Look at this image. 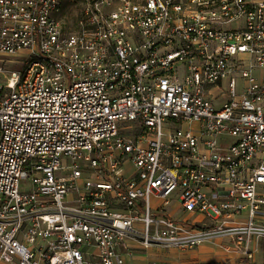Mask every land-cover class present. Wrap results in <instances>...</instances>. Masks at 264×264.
I'll return each mask as SVG.
<instances>
[{
    "label": "built area",
    "instance_id": "built-area-1",
    "mask_svg": "<svg viewBox=\"0 0 264 264\" xmlns=\"http://www.w3.org/2000/svg\"><path fill=\"white\" fill-rule=\"evenodd\" d=\"M263 241L264 0H0V264Z\"/></svg>",
    "mask_w": 264,
    "mask_h": 264
},
{
    "label": "crops",
    "instance_id": "crops-1",
    "mask_svg": "<svg viewBox=\"0 0 264 264\" xmlns=\"http://www.w3.org/2000/svg\"><path fill=\"white\" fill-rule=\"evenodd\" d=\"M263 246H264V241H263ZM156 249H162L164 251H168L169 249L173 248L174 250H180L175 247H170L169 249L162 248V247H155ZM155 248H151L148 250H140V252H137L136 256L132 258L130 256L127 260V264H170V259L169 257H164L161 258V254L152 251ZM183 251V250H182ZM190 253L191 259L189 261L183 262V264H218L220 263H226L225 260L228 257L223 249L220 248V246H213L211 244H201V246L193 248V249H188L186 250ZM184 251V252H186ZM218 253L217 255H215ZM206 256H213L212 261H204ZM231 257V256H230ZM264 261V253L260 256V261ZM233 263V262H232ZM226 264H231L226 263Z\"/></svg>",
    "mask_w": 264,
    "mask_h": 264
},
{
    "label": "rangeland",
    "instance_id": "rangeland-1",
    "mask_svg": "<svg viewBox=\"0 0 264 264\" xmlns=\"http://www.w3.org/2000/svg\"><path fill=\"white\" fill-rule=\"evenodd\" d=\"M168 127V126H167ZM181 213H177L176 216H180ZM185 215H183L184 217ZM152 251L157 252L159 254H161V258L164 257H169L168 259H170V264H183V262L189 261L191 259L190 257V253L188 251L184 252L182 250H174L173 248L169 249L168 251H164L162 249H153ZM215 254V253H214ZM218 253H216L215 255H217ZM207 259H205L204 261H212L213 256H206Z\"/></svg>",
    "mask_w": 264,
    "mask_h": 264
}]
</instances>
